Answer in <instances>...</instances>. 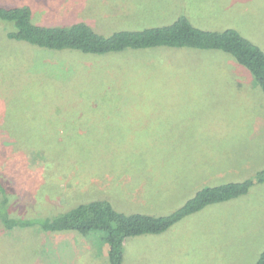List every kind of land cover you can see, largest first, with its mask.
Here are the masks:
<instances>
[{
  "label": "rangeland",
  "instance_id": "374dc122",
  "mask_svg": "<svg viewBox=\"0 0 264 264\" xmlns=\"http://www.w3.org/2000/svg\"><path fill=\"white\" fill-rule=\"evenodd\" d=\"M33 22L101 33L169 24L234 28L264 50V0H0ZM173 19V20H172ZM0 24V174L16 218L93 201L164 216L199 191L254 180L167 232L129 238L123 264H256L264 251V93L221 51L156 48L104 56L9 39ZM106 33V34H109ZM104 234L0 229V264H110Z\"/></svg>",
  "mask_w": 264,
  "mask_h": 264
},
{
  "label": "trees",
  "instance_id": "16d2710c",
  "mask_svg": "<svg viewBox=\"0 0 264 264\" xmlns=\"http://www.w3.org/2000/svg\"><path fill=\"white\" fill-rule=\"evenodd\" d=\"M2 23L9 27V39L57 52L104 56L156 48L221 51L247 68L264 93V50L237 29L213 30L194 24L184 11L169 24L149 25L140 29L123 27L112 33H101L84 21L52 27L38 25L33 22L32 12L27 7L0 6ZM258 183H264V172L260 173ZM15 184L14 180L0 174V229L11 231L37 224L49 233L77 232L88 236L101 232L108 248L110 264H123L124 245L129 238L167 232L210 205L248 194L256 183L250 179L202 189L181 208L164 216L125 214L117 211L109 201H93L70 208L51 219L37 221L15 217L13 207H17L14 204L15 195L18 194L13 189ZM256 264H264V251Z\"/></svg>",
  "mask_w": 264,
  "mask_h": 264
}]
</instances>
